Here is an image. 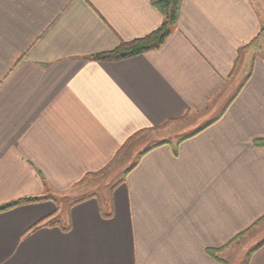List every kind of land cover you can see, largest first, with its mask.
Segmentation results:
<instances>
[{
  "label": "crops",
  "instance_id": "crops-1",
  "mask_svg": "<svg viewBox=\"0 0 264 264\" xmlns=\"http://www.w3.org/2000/svg\"><path fill=\"white\" fill-rule=\"evenodd\" d=\"M163 19L0 0V207L38 199L0 212V264H222L264 242V0H183L161 48L93 59Z\"/></svg>",
  "mask_w": 264,
  "mask_h": 264
},
{
  "label": "trees",
  "instance_id": "trees-1",
  "mask_svg": "<svg viewBox=\"0 0 264 264\" xmlns=\"http://www.w3.org/2000/svg\"><path fill=\"white\" fill-rule=\"evenodd\" d=\"M182 2L183 0H152V5L161 11L164 18L160 28L144 38L122 43L112 51L95 55L93 59L100 62H118L161 48L178 23ZM258 144L264 147V142ZM35 201H38V199L18 200L0 207V212ZM239 239L240 237H237L235 240L237 241ZM263 244L264 242L248 253L246 264L249 262L253 253L261 248ZM221 262L222 264H226L223 260Z\"/></svg>",
  "mask_w": 264,
  "mask_h": 264
},
{
  "label": "rangeland",
  "instance_id": "rangeland-1",
  "mask_svg": "<svg viewBox=\"0 0 264 264\" xmlns=\"http://www.w3.org/2000/svg\"><path fill=\"white\" fill-rule=\"evenodd\" d=\"M256 54H264V37L262 36V38L258 39V41L256 42L255 45V56ZM244 62V60H242ZM122 170V169H121ZM118 171L117 173L115 172V170H113V176L108 178L109 174H103L102 176H99L97 179L98 181H101L100 185H102V187L105 190V192L108 193L109 191V187H108V182L105 183L106 179L107 181L110 182V180L112 181H116L117 179H119L123 173ZM120 173V174H119ZM260 234L258 232V230L250 233L249 235H247L246 237H242L239 240H237L236 242H234V244H232L230 247H228L224 252H222L221 257H223L225 260L226 264H245L246 260H247V255L248 252L253 244V240L255 239V237Z\"/></svg>",
  "mask_w": 264,
  "mask_h": 264
}]
</instances>
